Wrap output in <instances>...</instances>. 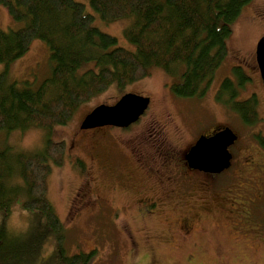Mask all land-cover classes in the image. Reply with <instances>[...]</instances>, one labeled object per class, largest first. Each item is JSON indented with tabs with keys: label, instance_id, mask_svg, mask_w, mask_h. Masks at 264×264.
<instances>
[{
	"label": "rangeland",
	"instance_id": "rangeland-1",
	"mask_svg": "<svg viewBox=\"0 0 264 264\" xmlns=\"http://www.w3.org/2000/svg\"><path fill=\"white\" fill-rule=\"evenodd\" d=\"M132 20L104 23L98 18L94 24L116 37L118 46L134 50L124 36ZM24 26L25 22L15 21L0 5L1 31H17ZM231 28L228 57L202 99L179 98L172 91L178 77L152 67L145 79L122 90L112 86L80 105L65 126L51 131L0 133V149L9 147L12 155L36 154L49 140L65 142L64 164H51L47 197L63 223L68 255L92 253L87 264H264V168L257 166H264V83L255 59L257 44L264 37V0L247 4ZM49 57L46 43L35 40L23 58L10 65L0 63V74L7 72L8 83L30 82L37 88L51 74ZM94 65L84 66L80 74ZM235 66L242 67L251 78L238 100L253 94L258 97L262 120L257 127L243 125L239 116L216 101L221 82L232 76ZM132 93L151 98V106L133 126L81 129L95 107L114 105L123 95ZM226 127L239 136L230 148L232 167L220 174L190 170L186 155L197 139ZM103 153H108L105 162L115 165L116 174L121 170L123 175L112 176L109 165L104 167L94 160L95 155L98 159ZM251 158L257 165L248 161ZM131 171L143 174L139 181L148 193L128 180ZM150 171L159 172L161 179L152 178ZM255 188L262 189V197ZM248 194L253 195L252 201L256 199L249 206L253 211L246 221L234 217L232 201L244 202L250 198ZM152 196L163 204L154 207L152 201L143 200L137 206V200ZM106 203L112 207L100 206ZM173 203H178V210ZM184 215L192 218L190 226L181 222ZM34 216L17 198L7 217L0 214V225L11 238L28 247L39 236L35 231L39 217ZM125 225L134 233L136 246L126 235ZM53 242V236L37 242L29 259L18 264H53Z\"/></svg>",
	"mask_w": 264,
	"mask_h": 264
},
{
	"label": "trees",
	"instance_id": "trees-1",
	"mask_svg": "<svg viewBox=\"0 0 264 264\" xmlns=\"http://www.w3.org/2000/svg\"><path fill=\"white\" fill-rule=\"evenodd\" d=\"M86 1L0 0L15 21L25 22L17 31L0 30V63L23 58L35 40L46 43L51 63L50 76L37 88L30 82L8 83L7 72L0 74V133L65 126L80 105L112 86L122 90L145 79L152 67L178 77L172 91L179 98L202 99L228 57L232 25L252 0ZM98 18L104 23L132 18L124 36L135 49L118 46L116 37L95 26ZM92 63L93 69L80 74ZM231 74L221 82L216 101L243 125L257 127L262 120L257 95L238 100L251 78L240 66ZM10 150L0 149V214L7 217L20 198L21 206L39 217V236L22 246L1 224L0 264L29 259L36 243L50 236L55 238L53 264H87L92 253L67 254L63 223L47 197L51 164H64L65 142L49 140L43 151L32 155H12Z\"/></svg>",
	"mask_w": 264,
	"mask_h": 264
},
{
	"label": "water",
	"instance_id": "water-1",
	"mask_svg": "<svg viewBox=\"0 0 264 264\" xmlns=\"http://www.w3.org/2000/svg\"><path fill=\"white\" fill-rule=\"evenodd\" d=\"M257 63L264 82V37L257 44ZM150 98L136 94L124 95L115 105L102 104L89 113L82 130L105 126L128 128L136 123L150 105ZM238 140L230 128L219 129L210 136H201L186 155L188 167L208 174H220L231 167L232 154L229 150Z\"/></svg>",
	"mask_w": 264,
	"mask_h": 264
},
{
	"label": "flooded vegetation",
	"instance_id": "flooded-vegetation-1",
	"mask_svg": "<svg viewBox=\"0 0 264 264\" xmlns=\"http://www.w3.org/2000/svg\"><path fill=\"white\" fill-rule=\"evenodd\" d=\"M256 54V53H255ZM255 59H256V57H255ZM256 62H257V60H256ZM257 67H258V64L256 65ZM258 70H259V68H258ZM259 74H260V71H259ZM103 128H106V127H102V128H96V129H93V130H97V129H103ZM93 130H91V131H93ZM238 142V141H237ZM237 142H235V144L234 145H236V143ZM233 147V146H232ZM107 154L108 153H103V155H100V156H98V159H96V155L94 156V160L95 161H97L98 163H103V166L104 167H106V165H109V168H108V170L110 171V173H111V175L112 176H118L119 174L120 175H123L122 173H121V170H120V172L118 173V174H116V171L114 170V166L115 165H113V164H111V163H108V162H105V157H107ZM233 155V154H232ZM110 157L112 158V155H110ZM112 160H113V158H112ZM137 160V159H136ZM233 160H234V155H233ZM114 161V160H113ZM138 161V160H137ZM248 161H252V162H254V164H256L257 165V163H256V161L253 159V158H251V160H248ZM248 161H246L245 163H247ZM139 162V161H138ZM139 164H141V162H139ZM232 164H233V161H232ZM258 167H260L259 169H262V168H264V166H260V165H257ZM148 167L149 166H147L146 168H145V170L147 171V169H148ZM189 168V167H188ZM254 169H257L258 171H260L258 168H254ZM190 170H192V169H190ZM150 176H152V178H154V179H161V175H160V173L159 172H156V171H150L149 173H148ZM145 176V175H144ZM127 177H128V180L129 181H133L136 185H138L139 187H142L143 189H145V193H148L147 191H146V189L147 188H145V187H143L144 186V183H141L139 180H142V178H143V174L142 173H138V172H134V171H131L128 175H127ZM145 178H147L146 176H145ZM173 179H175V177H173ZM176 180V179H175ZM160 182V181H159ZM138 188V187H137ZM262 192V189H259V188H255V193H257L258 194V197H262L261 195H259L260 193ZM264 195V194H263ZM257 196V195H256ZM248 197H250V198H248L247 200L246 199H243L244 200V202L243 201H241V200H234V201H232V205H234V208H236V210H234V212H232L233 214H234V217H237V218H240V219H245L246 221H249V218L251 217V214H252V209H250L249 210V206H251L252 204H253V201L256 199V197H255V199L252 201L251 199L253 198V195L252 194H248ZM143 200H148V201H152V205L154 206V207H156L159 203H160V201L155 197V196H152V197H149V198H147V197H142V199H140V200H137V206L138 205H140L141 204V202H143ZM240 203H242V204H240ZM107 205H104V204H101L100 206L101 207H103V208H106V209H108V205L109 206H111L110 204H108V203H106ZM160 204H163V203H160ZM177 205H178V203H173V206L178 210V207H177ZM112 207V206H111ZM100 211H102V212H105V211H103V210H101L100 209ZM235 220V219H234ZM181 222L182 223H185V225H189L190 226V224H192V218L189 216V215H184V216H182V218H181ZM125 233H126V235L127 236H129V238H130V240H131V243L133 244V246H136V239H134V233L132 232V230L128 227V225H125ZM188 227V226H187ZM176 229V228H175ZM187 229V228H186Z\"/></svg>",
	"mask_w": 264,
	"mask_h": 264
},
{
	"label": "bare ground",
	"instance_id": "bare-ground-1",
	"mask_svg": "<svg viewBox=\"0 0 264 264\" xmlns=\"http://www.w3.org/2000/svg\"><path fill=\"white\" fill-rule=\"evenodd\" d=\"M204 136V135H203Z\"/></svg>",
	"mask_w": 264,
	"mask_h": 264
}]
</instances>
